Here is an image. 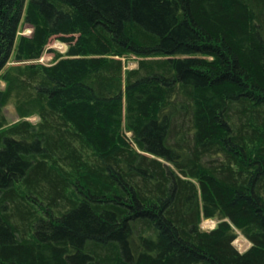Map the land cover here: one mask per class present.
<instances>
[{
    "label": "trees",
    "instance_id": "trees-1",
    "mask_svg": "<svg viewBox=\"0 0 264 264\" xmlns=\"http://www.w3.org/2000/svg\"><path fill=\"white\" fill-rule=\"evenodd\" d=\"M0 79V264H264V0H0Z\"/></svg>",
    "mask_w": 264,
    "mask_h": 264
},
{
    "label": "rangeland",
    "instance_id": "rangeland-1",
    "mask_svg": "<svg viewBox=\"0 0 264 264\" xmlns=\"http://www.w3.org/2000/svg\"><path fill=\"white\" fill-rule=\"evenodd\" d=\"M31 30H32V27L30 24L25 23L23 21L19 23L18 33L30 34ZM65 49H66V45L64 43H62L61 41L57 39H51L50 42L47 44L46 49L43 52L42 56L38 60L41 62H49L53 58L54 51L63 52ZM13 62H14L13 58L11 57L9 61L7 62V64H10ZM135 65L136 63L133 60H129L128 62H126V67H133ZM3 86H4V82L0 79V87H3ZM5 113L9 121L12 122V121L17 120V115L15 113V110L11 105H8L5 107ZM216 222L217 221L215 219H211V218L205 219L201 221L200 227L202 229L208 230L214 227ZM238 233L239 234L234 239L233 244L237 247L238 250L243 251L247 247H249L250 242L244 237L243 234H241L240 232Z\"/></svg>",
    "mask_w": 264,
    "mask_h": 264
},
{
    "label": "bare ground",
    "instance_id": "bare-ground-1",
    "mask_svg": "<svg viewBox=\"0 0 264 264\" xmlns=\"http://www.w3.org/2000/svg\"><path fill=\"white\" fill-rule=\"evenodd\" d=\"M61 44V43H60Z\"/></svg>",
    "mask_w": 264,
    "mask_h": 264
}]
</instances>
